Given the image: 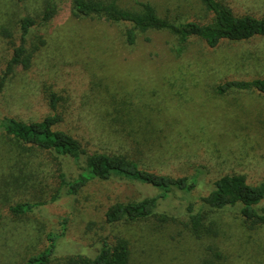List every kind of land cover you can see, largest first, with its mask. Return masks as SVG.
I'll list each match as a JSON object with an SVG mask.
<instances>
[{
    "label": "rangeland",
    "instance_id": "rangeland-1",
    "mask_svg": "<svg viewBox=\"0 0 264 264\" xmlns=\"http://www.w3.org/2000/svg\"><path fill=\"white\" fill-rule=\"evenodd\" d=\"M47 1L0 0V79L12 42L4 30L18 37L21 17H38ZM118 1L129 7L151 1L171 18L208 16L200 0ZM225 1L238 14L264 15V0ZM59 4L49 24L34 29L28 39L29 45L39 43L40 36L46 40L32 66L18 67L0 87V120L42 119L51 112L47 89H53L62 97L59 126L90 149L125 153L162 173L199 171V185L191 192L173 190L159 201L156 211L170 216L165 222L155 216L109 223L107 206L158 190L114 176L93 180L76 194L60 190L53 199L59 188L57 163L62 162L69 177L79 173L77 163L33 148L15 170H4L2 165L15 162L21 147L0 139V173L10 172L0 179V213L5 216L0 224V264H17L42 250L47 234L61 229L64 218L67 229L54 262L69 255L94 256L104 239L122 236L130 242V264H205L216 249L221 253L216 264H264V225L245 222L239 208L232 207L212 211L215 233L197 237L188 227L185 209L221 175L244 173L252 183L264 179V93L231 89L220 94L216 89L226 80L264 77V36L223 40L216 47L194 38L177 54L168 31H149L128 46L119 25L72 17L71 1ZM118 107L121 120L116 119ZM8 143L12 151H7ZM23 201L41 203L14 216L9 205Z\"/></svg>",
    "mask_w": 264,
    "mask_h": 264
},
{
    "label": "trees",
    "instance_id": "trees-1",
    "mask_svg": "<svg viewBox=\"0 0 264 264\" xmlns=\"http://www.w3.org/2000/svg\"><path fill=\"white\" fill-rule=\"evenodd\" d=\"M59 1L62 0H48L42 14L38 17L22 16L18 26V37L14 38L12 32L4 30L5 36L11 38L12 42L10 57L1 75L0 87L6 84L18 67L27 70L32 66L36 51L46 40L40 36L39 43L33 42L29 45L28 39L34 29L40 31L49 24L59 10ZM70 1L72 17L103 19L119 25L124 42L128 46L135 45L141 36L152 30L170 32L174 37L173 50L177 54H182L194 38L204 41L207 46L216 47L223 40L245 41L256 36H264V15L238 14L225 0H200L208 13V16L200 20L178 19L162 15L151 1H137L136 5L131 7L121 5L118 0ZM216 89L220 94L231 89L258 90L264 93V77L226 80L218 84ZM47 98L51 112L42 119L25 121L12 116L3 117L0 120V139L8 140L12 147L14 145L21 147L14 157L15 162L2 165L4 170H15L20 161H23L30 152L28 149L33 148V150L52 153L55 157L62 159L71 158L77 163L79 173L74 177L68 176L62 162L57 163L59 188L53 199L58 197L60 190L76 194L93 180L103 181L118 176L149 185L158 190V193L110 204L104 213L107 222H138L155 216L159 221L165 222L170 219V216L156 211L159 201L168 198L173 190L191 192L199 185V171L190 175L162 173L143 166L128 154L90 149L87 143L77 135L59 126L63 122L62 114L58 109L62 97L55 90L47 89ZM119 108H116L119 115L116 119L121 120L122 109ZM12 147L9 144L7 151L9 149L12 151L14 148ZM9 171L7 173H10ZM7 173H0V179H6ZM263 200L264 179L258 183H252L244 173H227L216 178L213 187L206 194L201 195L197 202L187 203L186 221L195 236L212 235L215 232L210 213L238 207L245 222L252 225H264ZM39 203L17 202L9 205V210L14 216L20 217L33 211ZM198 203L201 205L196 208ZM4 217L1 212L0 224ZM60 224L61 229L47 234V245L42 250L22 257L17 264H130V242L128 238L122 236L104 239L94 256L69 255L65 258H57L54 262L58 242L66 233L67 219L61 220ZM212 255L205 264H216L215 257H220L221 253L216 249Z\"/></svg>",
    "mask_w": 264,
    "mask_h": 264
}]
</instances>
